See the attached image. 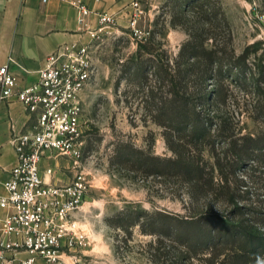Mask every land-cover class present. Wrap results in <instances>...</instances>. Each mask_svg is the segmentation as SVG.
<instances>
[{"label":"rangeland","instance_id":"rangeland-1","mask_svg":"<svg viewBox=\"0 0 264 264\" xmlns=\"http://www.w3.org/2000/svg\"><path fill=\"white\" fill-rule=\"evenodd\" d=\"M135 6L148 40H137L128 24L107 28L95 42L97 75L84 94L81 166L65 162L58 170L70 182L77 173L90 182L73 218L87 242L63 264H210L209 252L183 254L184 246L161 234L153 220L162 214L202 219L232 206L215 198L193 202L188 184L159 174L154 159L200 158L203 151L207 164L217 155L232 164L245 140H263L264 146V0H135ZM189 42L203 55L195 61L192 53L180 56ZM172 76L182 92L214 97L198 102L202 120L213 118L208 127L198 124L212 128L215 148L211 140L193 149L174 124L172 108L163 111ZM236 167H229L240 175L232 188L239 196L240 186L249 191L240 205L251 217L264 203L255 195L264 194V169L250 161Z\"/></svg>","mask_w":264,"mask_h":264},{"label":"built area","instance_id":"built-area-1","mask_svg":"<svg viewBox=\"0 0 264 264\" xmlns=\"http://www.w3.org/2000/svg\"><path fill=\"white\" fill-rule=\"evenodd\" d=\"M48 0H43L47 2ZM88 40L61 45L47 58L38 80L19 85L9 65L0 67V102L16 100L34 119L29 131L12 143L19 162L3 183L0 195V264H63L67 253L83 247L87 235L76 228L75 213L86 201L90 182L77 173L68 184L47 182L61 159L74 169L81 166L84 145V94L97 75L94 44L116 23L114 15L94 14L85 0H68ZM140 7L131 19L135 38L148 40L150 31L139 27ZM54 162L44 168L45 160Z\"/></svg>","mask_w":264,"mask_h":264},{"label":"trees","instance_id":"trees-1","mask_svg":"<svg viewBox=\"0 0 264 264\" xmlns=\"http://www.w3.org/2000/svg\"><path fill=\"white\" fill-rule=\"evenodd\" d=\"M203 48L205 52L206 49ZM186 53H192L191 60L194 61L203 56L192 42L184 46L180 56H185ZM171 78V99L165 101L163 111L166 112L172 108L176 118L174 124L180 125L183 130V137H181L186 143L189 142V145L191 143L193 149H197L199 144L210 145L211 140L212 147L215 148L212 128H207L213 118L203 121L204 117L198 105L200 100H205L209 96L203 93H184L176 77ZM214 96H217L216 92ZM209 98L214 99V97ZM199 121H202L204 125L207 124V127L201 130ZM203 136H205L204 139H202ZM217 136L223 137L221 133ZM262 144L263 140L259 139L250 138L247 142L245 140L240 145L232 164L229 160L225 162L217 155L213 164L208 163L209 166L202 157L203 151H200V158L177 154V158L154 159L157 163L153 166L157 168L159 174L168 175L188 184L187 194L193 202L215 198L224 200L228 206H232V210L224 212L222 209H216V211L205 212V217L202 219L194 215L162 214L163 219L160 221L154 219L153 226L157 225L161 234L180 242L184 246L183 254L197 252L199 248L206 250L210 254L208 259L210 264H259L264 259V203L260 204L256 211L251 210L252 216H248L250 213L243 205H240V202L243 196L249 194V191L241 189L242 185L240 192L243 195L239 196L238 189L232 188V183L234 180L239 181L240 175L235 170L230 171L229 167L237 166V169L250 161L264 169ZM148 162L144 161L143 167L148 168L150 166ZM255 195L259 198L264 197L261 193H255ZM184 260H187L186 255L182 258V261Z\"/></svg>","mask_w":264,"mask_h":264},{"label":"crops","instance_id":"crops-1","mask_svg":"<svg viewBox=\"0 0 264 264\" xmlns=\"http://www.w3.org/2000/svg\"><path fill=\"white\" fill-rule=\"evenodd\" d=\"M94 14L89 21L98 23L97 13H107L116 18L115 25L127 26L135 13V0H85ZM83 27L78 21L77 10L68 0H0V67L9 65L19 85L35 83L47 58L61 45L79 40L86 41ZM33 117L15 99L0 102V195H6L3 183L19 159L12 143L17 134L34 126ZM61 165L55 164V172L47 182L62 185L70 183V177L59 175ZM54 162L45 160L44 168ZM5 212L0 209V216Z\"/></svg>","mask_w":264,"mask_h":264}]
</instances>
